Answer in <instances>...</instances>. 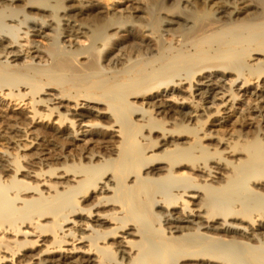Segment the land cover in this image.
<instances>
[{
	"label": "bare ground",
	"instance_id": "1",
	"mask_svg": "<svg viewBox=\"0 0 264 264\" xmlns=\"http://www.w3.org/2000/svg\"><path fill=\"white\" fill-rule=\"evenodd\" d=\"M0 146V264H264V0H0Z\"/></svg>",
	"mask_w": 264,
	"mask_h": 264
},
{
	"label": "rangeland",
	"instance_id": "2",
	"mask_svg": "<svg viewBox=\"0 0 264 264\" xmlns=\"http://www.w3.org/2000/svg\"><path fill=\"white\" fill-rule=\"evenodd\" d=\"M233 123V124H232ZM236 128H240V126L237 124V123H235V122H230L229 123V126H228V129H229V131H233V130H235ZM0 147H2V146H0ZM6 149V148H5ZM9 151H12V152H16V150H12V149H9Z\"/></svg>",
	"mask_w": 264,
	"mask_h": 264
}]
</instances>
